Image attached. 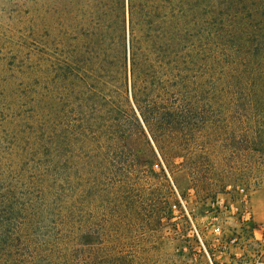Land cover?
Wrapping results in <instances>:
<instances>
[{
    "label": "rangeland",
    "instance_id": "rangeland-1",
    "mask_svg": "<svg viewBox=\"0 0 264 264\" xmlns=\"http://www.w3.org/2000/svg\"><path fill=\"white\" fill-rule=\"evenodd\" d=\"M56 3L0 0V169L23 192L48 188L59 234L72 227L79 243L99 247L89 264H264L261 128L229 103L231 79L242 80L220 65L198 78L211 104L199 110L210 128L199 135L208 147L196 171L180 154L167 167L139 134L126 140L136 168L79 156L70 140L77 116L61 106L54 74ZM74 198L82 211L68 214Z\"/></svg>",
    "mask_w": 264,
    "mask_h": 264
},
{
    "label": "trees",
    "instance_id": "trees-1",
    "mask_svg": "<svg viewBox=\"0 0 264 264\" xmlns=\"http://www.w3.org/2000/svg\"><path fill=\"white\" fill-rule=\"evenodd\" d=\"M56 1L54 74L61 106L77 116L74 153L136 168L126 140L139 134L167 167L180 154L196 171L208 147L199 135L210 128L199 110L211 104L197 80L219 65L242 80L230 78L229 103L259 121L254 151L264 153V0ZM49 200L47 187L23 192L0 169V264H89L98 255L72 227L59 234L61 208ZM73 200L68 214L82 211Z\"/></svg>",
    "mask_w": 264,
    "mask_h": 264
}]
</instances>
